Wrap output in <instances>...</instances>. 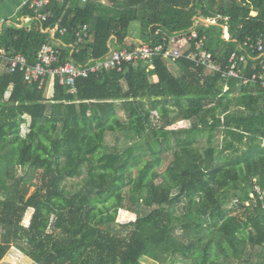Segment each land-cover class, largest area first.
<instances>
[{
	"label": "trees",
	"instance_id": "trees-1",
	"mask_svg": "<svg viewBox=\"0 0 264 264\" xmlns=\"http://www.w3.org/2000/svg\"><path fill=\"white\" fill-rule=\"evenodd\" d=\"M43 11L45 21L25 5L21 14L37 26L3 27L7 57L36 63L47 43L59 63L86 66L195 30L226 62L246 54L249 37H264V0H63ZM135 21L141 34L131 38ZM81 25L89 29L80 39ZM262 61L248 54L244 72ZM7 65L0 63V264L12 248L36 264H264L259 83L156 55L78 78L75 89L56 80L50 95V76L29 83ZM121 209L136 219L119 221Z\"/></svg>",
	"mask_w": 264,
	"mask_h": 264
},
{
	"label": "built area",
	"instance_id": "built-area-1",
	"mask_svg": "<svg viewBox=\"0 0 264 264\" xmlns=\"http://www.w3.org/2000/svg\"><path fill=\"white\" fill-rule=\"evenodd\" d=\"M54 1L63 0H28L26 5L38 19L45 21L50 16V13L43 10ZM83 1L86 2L88 0ZM88 29V25L79 26L76 30L77 36L80 39L83 36H87ZM51 32L54 34L55 29ZM61 32H66V29H62ZM224 32L229 38L228 26L224 27ZM245 47L246 54L235 51L226 62H221L216 58L215 53L206 48L205 39L199 38L197 31L194 30L189 36L174 35L167 46L163 43L155 46L145 43L136 48L115 49L112 50L107 58L95 60L86 66L77 65L72 61L59 63L58 49L47 43L39 49L36 63H30L28 58L22 53L7 57L3 49H0V63L7 59L6 70L8 72L24 71V77L29 83L39 81L42 85L45 78L50 76L53 84L57 80L61 85L75 89L76 80L81 77H87L90 73L112 68L121 70L124 63H138L142 60H151L156 55H162L172 62L187 59L193 63L194 68L207 69L209 75L220 76L226 80L238 78L245 83L255 82L264 87V61L261 62L260 68L254 66L256 71L252 74L244 72L242 67V63L247 61L248 54L256 55L260 53L261 56L264 55V37L261 36L255 40L249 37L246 40ZM257 191L259 192L258 198L264 207V189L257 187ZM252 196L254 202H256L257 197L255 194Z\"/></svg>",
	"mask_w": 264,
	"mask_h": 264
},
{
	"label": "crops",
	"instance_id": "crops-1",
	"mask_svg": "<svg viewBox=\"0 0 264 264\" xmlns=\"http://www.w3.org/2000/svg\"><path fill=\"white\" fill-rule=\"evenodd\" d=\"M27 1L28 0H0V33L2 32L3 27L8 26L10 24H13L19 27L37 26L38 23L33 16H31L30 14H21V11L23 7L26 5ZM99 1L106 2L107 0H99ZM212 85H211V88H212ZM49 86H52V87L54 86L51 80H50ZM53 90L54 88L52 89V94H53ZM26 258L27 260H31L27 256ZM17 263L19 262H16L14 264H17ZM33 263L34 262L32 261L30 264H33Z\"/></svg>",
	"mask_w": 264,
	"mask_h": 264
},
{
	"label": "rangeland",
	"instance_id": "rangeland-1",
	"mask_svg": "<svg viewBox=\"0 0 264 264\" xmlns=\"http://www.w3.org/2000/svg\"><path fill=\"white\" fill-rule=\"evenodd\" d=\"M129 34L131 38H135L136 36H140L141 34V24L138 21H135L131 24L130 29H129ZM226 38H228L227 34H225ZM171 65V64H170ZM213 84V85H212ZM212 85V88H211ZM216 85V79L213 77L211 78V81L209 82V84L207 83V89H209L211 91V89H213ZM52 86H49L48 91L49 94H52ZM186 126L185 123L182 124V127ZM33 190V188H32ZM231 202L233 203V197ZM230 202V204H231ZM32 215V210L29 211V213H27L25 219H24V223L28 224L29 220H30V216ZM136 219V214L131 213L129 211H126L124 209H121L118 215V220L119 221H130V220H135ZM16 262H19L17 264H30L32 261L31 260H27L26 256L24 254H22L20 251H18L15 248H12L11 251L8 253V255L5 257V259L2 261L1 264H14ZM146 263H150V261L145 259ZM34 264V263H33Z\"/></svg>",
	"mask_w": 264,
	"mask_h": 264
},
{
	"label": "water",
	"instance_id": "water-1",
	"mask_svg": "<svg viewBox=\"0 0 264 264\" xmlns=\"http://www.w3.org/2000/svg\"><path fill=\"white\" fill-rule=\"evenodd\" d=\"M202 21L204 22H207V23H216L215 21H211V20H208V19H204V18H201Z\"/></svg>",
	"mask_w": 264,
	"mask_h": 264
}]
</instances>
